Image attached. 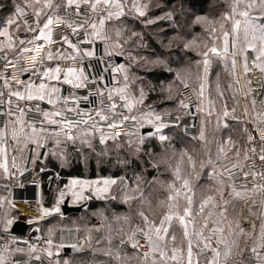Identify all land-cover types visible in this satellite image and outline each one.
<instances>
[{"label": "snow or ice", "instance_id": "1", "mask_svg": "<svg viewBox=\"0 0 264 264\" xmlns=\"http://www.w3.org/2000/svg\"><path fill=\"white\" fill-rule=\"evenodd\" d=\"M152 0H23V6L20 4H15L14 13L4 19L3 27L0 28V37H5L6 41H0V52L4 53L2 58L5 64H12V60L9 59L7 52L11 51L17 61L20 57L24 55H29L24 51V45L31 44L37 45L43 42L48 47L43 52L42 56L36 60L34 63L36 65L35 69L29 70L21 66V75L26 76L31 72V75H41L49 80L60 81L61 73L64 74L63 83L71 85L74 89L87 87L86 82L95 83L96 79L89 81V77L85 74L83 67L77 69L76 67H68L67 69H61L57 66L56 68H48L43 72L40 71L43 68L45 61L52 60L54 58L51 46L57 41L53 40L54 29L52 25L63 22L65 27L72 29L73 34H78L81 30L84 32V39L78 41V44H90L91 49L83 50L82 55L81 49L78 44H73L67 36L62 37V41L67 43L78 55H80L81 61L84 57L93 58L96 56L95 45L96 43H101L103 45V54L96 57L101 65L102 72H107L109 69L113 72V80L115 81V74H123V79L125 81L124 87L115 88L109 90L108 99L112 101L113 92L120 95V99L125 101L124 107L130 112L137 103H143L145 98V91L143 86L140 87L139 93L140 98L136 100L133 98L129 101L130 93L127 92L129 87V71L133 66H137L148 72H151L157 67L167 68V58L165 52L172 49L174 44L178 46V42L184 41L183 47L185 50H191L194 47H198L195 38L192 40H186L180 34V29L183 24L177 19V16L185 17L186 13L183 11L182 0H178V5L173 4L168 7L166 4L157 3L155 7L162 11L161 15L150 16V5ZM82 5H88V12L90 15L86 16L81 23H77L73 26V23L68 22L67 19L57 13V9L62 6L65 9L75 7V14L80 16V8ZM28 9L32 10V14L36 17V27L33 28L28 25L27 20H24L25 26L30 32L33 33L32 37L27 40H21L19 42L20 47L17 48L13 37L9 31L10 27L17 22L22 17L28 15ZM51 10L48 13L46 10ZM45 17V22L42 27L40 26L41 16ZM132 16L133 18L140 20V22L145 26L156 25L157 31L154 34V39L159 44L162 51L157 52L152 48L151 43L145 39V34L142 31H136L128 28L124 24H116L115 21H121L123 17ZM240 17V18H237ZM143 18V19H142ZM221 19L224 22L231 21V30L223 31V51L222 53L217 47L213 46L208 48L207 51L199 53L203 57V73L204 78L210 70V61L208 59L209 52L217 55L227 56L229 54V37L232 36L231 47L236 48L237 42L240 39V32H243V39L246 45L245 51L251 50L254 52L255 58L252 61L254 66L259 67L261 71H264V0H232L230 11L225 12ZM194 24H205L212 23L207 16H197L193 21ZM221 30L224 29V24H220ZM171 30L174 34L167 36V32ZM211 34H215L216 29L212 28ZM130 33V34H128ZM167 40V42H165ZM207 47V45H205ZM37 51H40L37 48ZM147 53V54H145ZM233 56L232 67L235 69L236 60L235 52L231 53ZM123 57L126 63H111L107 62L108 58ZM67 59H72L75 61L77 59L76 55L70 57H62ZM244 71L247 73L248 69V57H244ZM257 61H260L258 64ZM201 62L198 61L199 66ZM92 66L89 65V68ZM169 71L171 69H168ZM74 77V79L72 78ZM177 78H179V73H177ZM201 78L198 76V79ZM0 79L3 80L4 87L8 89L9 100L8 104L11 105V97L15 96L18 100H40L44 101L47 97V103L50 105H56L61 99L63 103L67 106L69 104L70 97L56 96L53 99V94L59 93L60 89L55 86L49 87L43 81L38 85H34L30 80H22L21 86L23 91L17 89H11L10 76L6 73L5 68H0ZM103 80V75L99 77ZM142 80L143 77L133 74L132 80ZM185 87L188 85L185 83ZM217 89L219 90V84H217ZM204 85L201 84L200 95H203ZM168 91H171V86H169ZM251 91V90H250ZM98 95H103V90H97ZM223 95L222 93H220ZM4 93L0 92V97H3ZM91 95V93H89ZM89 95L82 97H75L72 94L71 102L75 107H66L64 110L48 111L43 110L37 104L35 108H29V111H35L42 116L39 121H26V112L24 108L17 106L14 112L11 107L6 111H0V115L5 117L3 126H0V153H5L7 150L8 142L11 141L16 145L22 146L18 150L23 151L28 147L29 144L35 146L36 149L45 146V141L49 136L59 137L61 132H64L67 139L73 140L74 138L70 135L72 127L75 124L81 122L87 124V119H82L76 121L75 123L71 120H61L57 121L53 117L62 116L63 111L76 112L77 115H88V113H82L79 111V100L83 99L87 101ZM3 99H0V104H3ZM180 106L187 109L188 104L184 100L180 101ZM252 106L255 110L257 106V101L255 98L252 100ZM113 113L115 114V109L117 105L113 102L110 105ZM198 111L202 109L198 106ZM235 112V109H232ZM18 113V114H17ZM97 115L100 117L101 121L107 120L108 117L102 112L97 111ZM211 115V113H209ZM225 117L229 116L227 108L223 113ZM244 115H249V110L247 107L244 109ZM137 121L136 116H123V119L119 122H113L108 124L110 129H115L122 126L124 121L127 120ZM161 116L149 111L140 117L138 123L140 127H144L147 123L155 128V133H148L149 136L157 135L161 143L168 140L169 137L160 134L161 129L169 127L164 123H161ZM179 119V117H178ZM233 119H238L233 116ZM253 123L256 132H260L261 125H264V101L260 102V111L255 112V116L249 121ZM45 123L49 125H60V132L52 131L49 132L47 128L44 127ZM39 124V127H37ZM228 125L225 124L224 127ZM65 129L67 131L65 132ZM247 132V128H245ZM117 133H112L108 137L101 136V143H104L106 139L116 140L118 138ZM126 136H131L133 133L126 132ZM197 139V137H193ZM199 140H205V134L203 127L200 130L198 137ZM140 145H143L145 136H140ZM254 137L249 133L248 141L251 143ZM60 143L59 139H56V144ZM83 143L88 144L91 147L90 142L83 141ZM225 143L231 144V138H229ZM262 145H264V138L261 140ZM132 141H129L131 146ZM136 153H140L142 148L137 146L135 149ZM247 151H255V149H247L245 152V159H248ZM260 160L264 161V146L261 148ZM176 155L175 152L172 154ZM237 157V163L231 164V167L224 166L222 171H217V165L211 159L207 161V164L212 165V172L209 173L210 176L217 177V183L219 187L216 188V195H209L203 198L198 207L195 206L194 202V192L191 186V178L195 175L197 178L199 173L197 169V161L193 156L186 150L183 149L179 153V159L176 161L175 166L171 164L170 161H164L168 164L169 170L172 173V180L167 183L166 191L168 195L165 200H159L156 207L163 209L160 213L159 219L155 218V213L153 211L152 202L149 199V195H145V189L141 187L144 183L142 177L139 174L134 175L132 183L129 184L125 177H119L118 179H103L102 181H71L72 185L81 184L84 186L92 185H103L95 188V194L97 197H102V195L108 192L111 185H115L118 181L123 185V196L121 202L128 205L131 211V202L137 201L138 206L136 209V215L140 218L142 223L133 224L132 216L128 214H120L114 216V221L117 227L113 229L112 224L107 225L108 235L106 239L108 240V247L105 249H93V252H102L106 257H110L116 262V264H130L131 260L135 259L137 264H185V251L187 255L186 264H193V255L195 248L197 251L195 255L197 256L196 264H199V255L204 252H210L211 257L207 260V264H264V183H254V187L251 191L260 192L261 199L257 203L256 200L252 201V205L249 207V217H255V220H259V228L257 231V225L255 220H248L251 224V230H247L241 226L239 220V213H237L236 205L234 201L246 200L249 198L248 191H238L234 183H227L224 180V174L227 173L228 181H231L233 169L240 167L239 165V150L235 153ZM227 153L225 147L221 145L217 152V161L222 158H226ZM186 158V160H185ZM35 163V159L33 160ZM121 163H127V161H122ZM187 165V167H185ZM13 166H15V157H13ZM7 172V163L0 165ZM153 167L157 170L159 169V164L154 163ZM205 167V161L201 160L199 162V168L203 169ZM241 171L243 169L241 168ZM251 174L253 181L255 182L256 177L259 176L261 181H264V172H243L245 178ZM148 185L152 183H160L158 176L154 177L152 181L147 182ZM225 187L231 189L229 196L231 199L224 198ZM74 196L78 194L73 192ZM64 193H60L61 200L63 199ZM219 196V200L216 199ZM80 198L82 193L79 194ZM115 199V197H112ZM183 202V203H182ZM59 203V201H58ZM211 205V210L205 211L206 208ZM3 206L2 200H0V207ZM145 206H147L148 211H145ZM231 206L232 212L236 213V216L232 219L229 218V207ZM256 211H253V209ZM45 214H50L49 210H43ZM53 211L59 212V207H55ZM247 219V218H246ZM31 222V221H30ZM176 223L181 229V235L178 239L175 231H170L173 228V223ZM12 219H0V224H3V228L0 231L7 233L9 227L12 225ZM127 225V229H125ZM69 233L72 229H68ZM76 231H79L77 229ZM99 231V229H97ZM113 231L117 234H123L119 245L115 248L112 246ZM51 232V230H50ZM143 240V243H141ZM91 236L86 238V243L91 247ZM213 242L215 246L213 245ZM18 240L16 237H12L8 241H4L3 235H0V264H13L10 258L16 253L23 254L25 252L24 248L12 247V245L17 244ZM24 243H27L25 241ZM49 246L44 251L47 252L49 257L53 256L51 248L53 246V241L51 237L46 241ZM130 244L131 248L135 250L133 257H129L127 252L124 250V246ZM57 248V255L59 250L65 247H71L74 250H82V245L76 243L66 245L61 238V243L55 246ZM28 254L29 259L39 260L40 256L35 255L37 248L34 244H28ZM245 253L247 256L245 257ZM27 264V261H25ZM59 264V261L56 262ZM63 264H70L68 260H65ZM106 264V262H104Z\"/></svg>", "mask_w": 264, "mask_h": 264}, {"label": "built area", "instance_id": "2", "mask_svg": "<svg viewBox=\"0 0 264 264\" xmlns=\"http://www.w3.org/2000/svg\"><path fill=\"white\" fill-rule=\"evenodd\" d=\"M59 2V0H57ZM57 13L67 19L68 22L73 23V26H75L77 23H81L83 19L90 15L88 12V5H82L80 8V16H77L75 14V7L65 9L63 6L59 9H57ZM4 17L0 16V28L3 27L4 24ZM27 20L28 25L35 28L36 27V17L29 12L26 17H22V21L24 24V20ZM41 26V25H40ZM52 28L54 29L53 32V40L57 41V43H54L51 48L57 47L64 49L67 52L74 51L67 43H64L62 41V37L67 36L68 39L73 44H78V41L84 39V32L81 30L78 34H73L72 29L65 27V24L63 22L56 23L52 25ZM33 33L28 30V28L23 25V28L19 30L16 33L15 37V45L17 48L20 47L19 42L21 40H27L32 37ZM0 41H6L5 37H0ZM24 51L26 53H30L29 55H24L20 57V60L17 61L15 56L11 51L7 52V55L10 60H12V64H5V61L0 58V68H5L6 73L10 76L11 80V89L14 90L15 88H18L21 86L22 80H24L26 77H31L34 79H41V75H31V72H29L28 75L23 76L21 75V66L33 70L35 69V61L38 60L43 52L47 49V45L43 42H40L37 45H31L26 44L23 46ZM78 47L81 49V51L85 49H91L92 45L90 44H78ZM37 48L40 49V51H37ZM95 51L96 56L93 58L84 57L81 61L80 57L77 56V59L73 61L72 59H61L59 61V66L62 69H67L68 67H76L79 69L80 67L85 66L86 64L91 65V73L89 75V81L96 79L95 83L86 82L87 87L85 88H78L74 89L72 86H66L64 91L59 95L61 98L63 97H70L69 104L66 106L63 103V99H61L55 106L50 105L47 103V100L40 101V100H18L15 96H12L10 99L12 101L11 105L8 104L9 95H8V89L4 87L3 80L0 79V92H3V97H0V99H3L4 103L0 104V111H6L9 107H13L16 104L19 103H25L27 107V119L28 121H39L42 119V116L39 113H36L35 111H29V108H35V106L38 104L41 109L48 110V111H57V110H64L66 107H75L74 104L71 102L72 94H75V97H82L85 95H89V99L87 101L81 99L79 100V111L82 113H88V115H84L83 117L81 115H77L76 112L71 111H63L62 116L53 117L57 121H61L64 119L71 120L74 123L76 121H80L82 119H87L88 123L85 124L83 122L79 124H75L74 127H72L71 130H74L76 128H82V127H89V128H96L99 130H102L103 132H107L108 134L117 133L119 134L118 137H128L124 135L126 132H131L133 135L131 136H144L145 133H143V130L146 128H151L152 131H154V127L149 124H144V127H140V124L138 121L140 120V117L143 116V114L149 112L150 110L147 107L144 106H134L132 111L130 112L127 108L124 107L125 101L120 99V95L113 92V99L112 101H109L108 95L110 89L115 88H122L124 87L125 81L123 79V74L116 73L115 74V81L113 80V72L111 69H109L107 72H102V65L100 61L96 58L103 54V45L101 43H96L95 45ZM4 53L0 52V57H2ZM107 62L109 64L117 62L116 58L113 60L112 58H108ZM41 71V69H40ZM103 75V80H100L99 77ZM102 89L103 95H98L97 90ZM252 94L253 98L257 101V106L261 102V97L259 99V102L256 98L255 89L252 85ZM262 95V92H261ZM260 95V96H261ZM184 100L186 104H188V108L185 109L183 107L182 110L179 113H169V112H163V113H156L157 115L161 116V123H164L169 126H177L182 123L183 117H186L189 122L182 125L183 132L185 135L189 137H196L200 133V126H199V112L197 110V107L199 106V96L196 92V90L191 86L188 85V87L183 86L180 91V99ZM115 103L117 105V108L115 109V114L113 113V110L111 109L110 105L111 103ZM102 111L107 117V120L101 121L100 117L97 115V111ZM136 116L137 121H133L131 119L124 121L122 126L117 127L115 129H110L108 127V124L116 122L119 123L123 116ZM179 117V119H178ZM5 117L3 115H0V126H3ZM37 127H39V124H37ZM45 128L49 130H57L60 131V125H49L45 123ZM261 131L255 132L254 134V140L249 143L248 149H255V151H248L247 156L248 159H244L242 163H240V167L233 169V175L230 183H234L237 190H247L251 191L254 187V183H264V181H261L259 176L256 177L255 182L253 181V177L251 174L247 176V178L244 177L243 172H264V161L260 160L261 148L262 143L261 140L264 138V125H261ZM67 131V129H65ZM241 168L243 171H241ZM47 169L46 163L44 161L43 157H40L38 160L34 162H28L24 167L22 172L17 176L11 185V196L12 201L14 202H25L27 204L31 205H37L39 201V182L41 178V173ZM225 178H227L228 174H224ZM61 175L54 174L53 180L55 183L60 182ZM61 191L64 192V188H61ZM254 192L255 195L261 197L260 192ZM97 201V197L95 194L91 191H86L85 193V204L84 207H88L90 204ZM36 207V206H35ZM0 219H12L11 216H5L4 214L0 213ZM3 228V224H0V229ZM0 235H3L4 241L10 240L12 237H16L18 240L17 244L12 245V247H20L24 248L25 252L23 254L16 253L13 256H11L10 260L13 262V264H25V261H27V264H51L49 258L47 256H40L39 260L36 259H29L28 254V244H34L36 245L37 252L42 251L45 248H48L46 241L49 239L48 236L44 235L38 225L30 224L29 229L27 232L23 235L16 234L11 231V229H8L7 233H4L0 231ZM27 241V243H24ZM53 241V240H52ZM63 242L68 245L72 243L78 244L76 240L73 238L63 240ZM61 242H54L53 246L58 245ZM141 243H143V240H141ZM64 249V248H63ZM35 256V253L33 254ZM247 256V253H245V257ZM209 256L207 253L201 254L199 258L200 264H205L208 260ZM254 264V262H253Z\"/></svg>", "mask_w": 264, "mask_h": 264}, {"label": "crops", "instance_id": "3", "mask_svg": "<svg viewBox=\"0 0 264 264\" xmlns=\"http://www.w3.org/2000/svg\"><path fill=\"white\" fill-rule=\"evenodd\" d=\"M155 3H162L159 0H154ZM20 4L21 6H23V0H10V2L8 3V5L4 4V3H0V16L7 18L9 16H11L14 13V6L15 4ZM163 4V3H162ZM28 13L31 12V9L27 10ZM48 13H51V10H46ZM183 11L184 13H186L185 18L188 19L187 15L190 14L189 17V27L187 25V31L185 32V34H182V36L184 37L185 41L186 40H192L193 38H195L196 40V44L200 45L202 47L201 52L203 51H207L208 48H211L213 46L217 47L218 50L222 53L223 51V38H216L212 41H210L209 39V35H206L204 37L203 33L206 32V34H208L207 32H209V25H205V24H194L193 21L195 20V18L197 16H205L208 15V11L207 10H201L199 11L198 9H196V12H194L193 9L189 8L188 4L185 2L184 3V7H183ZM162 11L160 9H157L156 7L154 8H150V12L149 15L150 16H154V15H161ZM132 16H126L123 17L121 19V21H115L114 23L116 24H122L126 18H131ZM240 18V17H239ZM143 19V18H142ZM45 22V17L42 15L40 18V25L42 27L43 23ZM23 21L22 18H20V20L17 22V24H13L9 31L13 37V40L15 42V37H16V33L21 30L23 28ZM196 26V28L199 31H196V33L193 31V27ZM151 27V31L152 33H156L157 26L156 25H151L148 26V29ZM229 29H226L228 31L231 30V26H229ZM154 29V30H153ZM198 32H201V38H197ZM174 34V33H173ZM172 33H170L168 36L173 35ZM231 37V35H230ZM231 42L232 39L229 38V54L227 56L224 55H217V54H213L211 52H209V56L208 59L210 61V70L207 74V77L204 78V73H203V57L196 52L197 55V59L195 61L196 65L197 62L200 61L201 63L198 66V75H197V79L194 82V89L196 90L198 96H199V107L202 109V111H198L199 116L201 118H209V117H213L215 115L218 114V110H216V106H215V94H218V92H215L214 90V86H215V82H216V74L217 72L220 73H224V71L227 72V77H226V81L228 82L229 85V93L233 96V102H234V109H235V117H237L238 119H231V118H227L224 115L222 116L221 119V125H222V130L225 128L224 125L227 124V119H231L233 120L236 124H239V126L241 127V138L240 141H238L239 143H241V151H240V156H239V164L242 163L244 161V157H245V152L248 149V135L249 133H251L252 136H254L255 134V129L253 126V123H250L249 121L253 119V117L255 116V111L253 109L252 106V102H251V88L249 85V80H248V73H245L244 71V51H242V47L246 48L245 42L242 39H239L236 45V48L233 49L231 47ZM205 45H207V47H205ZM52 52H53V56L54 58L52 60H48L45 61V64L43 66V68H41V72H43L44 70L48 69V68H56L57 66H59V61L61 59H64L62 57H70L73 55L79 56L82 55L83 51H81L80 55H78L75 51L72 52H67L64 49L61 48H51ZM191 51H194V48L191 49ZM235 52V60H236V67L235 69H233L232 67V59L233 56L231 55V53ZM248 62L250 64V68L252 71V80L254 82L255 78H261V75L257 73V70L253 64V60L255 58V53L252 52L251 50H248ZM146 54V53H145ZM123 58V57H122ZM186 62H192L190 58L186 59ZM120 63H126V61L124 60V58L122 59V61ZM215 66L217 67L216 71H215ZM60 67V66H59ZM84 70H85V74L89 77L90 73H91V69L89 68L88 64H86L85 66H83ZM62 69V68H61ZM133 74L135 75H139L138 72H133L131 73V71H129V78H131V76L133 77ZM140 77H144L143 75H139ZM198 76L201 77L198 79ZM74 79V77H72ZM63 79H64V74L63 72L61 73L60 76V81H56V80H49L47 78L42 77L41 79H34L31 77H26L24 80H30L32 83H34V85L38 86L42 81L44 83H46L47 85H49V87L51 86H55L58 87L60 89L59 93L53 94V99L56 98V96H59L65 89L66 86H69V84H65L63 83ZM201 84L204 85V90H203V95H200V91H201ZM130 85V84H129ZM71 86V85H70ZM21 90L23 91L22 86L15 88L14 90ZM127 92L130 93L131 95H129V101H131L133 98H135L136 100H139L140 98V93L138 94L139 96H135L134 93V89H132L131 87H128ZM146 94L147 91H145V98L143 100V103H137L135 106H144L147 107L144 102L146 99ZM223 94V93H222ZM45 100H47V97L45 98ZM17 106H19L20 108H24L25 112H26V116L25 119L26 121H28L27 119V107L25 105V103H19L14 105L12 108V110L15 112ZM245 107L248 108L249 110V115L245 116L244 115V109ZM149 109V108H148ZM209 113H211V115H209ZM18 114V113H17ZM223 114V113H222ZM85 128H89V127H82V128H76V129H85ZM150 128V127H149ZM245 128H247V132L245 131ZM75 130V129H74ZM152 130V129H151ZM52 131H56V132H60L57 130H49V132ZM156 130L154 129V131H149L147 133H145V137L148 135V133H154ZM72 132V131H71ZM70 132V133H71ZM64 133V132H61ZM222 137V136H221ZM228 138H230V136H228ZM217 151L214 152H207L203 154V160L205 161V172H206V176H207V180L206 182L203 181L201 183L196 184L195 186H192L193 188V192H194V202H195V206L198 207L200 201L209 196V195H216V188L219 187L217 180V177L214 176H210L209 173L212 172V165L207 164V161L209 159H211L213 162L216 163L217 165V171H222L224 166H228L231 167V164L233 163H237V157L235 156L234 158H227V160L225 158L220 159L219 161H217ZM248 152V151H247ZM1 154V153H0ZM225 159V160H224ZM43 173V172H42ZM42 173H41V178H40V182H39V187H38V191H39V200L40 202L42 201V204L44 206L45 209L49 210L50 214L49 218L51 217H57L59 218V220H61V222L63 221V223L59 226L58 228V233L56 236L53 235H46L48 237H51V239L54 242H61V238H63V240H67V239H74L78 242V245H82V250H78V252L76 253H69V252H65L64 249L59 250L58 255L57 253V248L55 246H52L51 251L53 252V256L49 257L47 255V252L44 251L45 249H43L40 252L35 253V255H39V256H47L51 262V264H56L57 261H59V264H63V262L65 260H68L70 262V264H104V262H106V264H116V262L114 260H112L110 257H106L105 255H103L102 252H93L90 260L89 261H85V256H83L84 254V246L86 243V237L83 236L81 233H79V231H76L77 229H79V227H77V225H75L74 223H72L71 221H69L68 219H71V217L73 215H76L74 217V219L77 218H82L84 215L88 214L90 216H93L94 219H98L100 222L96 224L95 227H97L98 229H102V227H107L108 224H113L112 221L114 220V216L116 215H120V214H128V210L127 212L124 210L122 211H118L117 209H115L114 207H112L111 202H118L121 204H124L121 202L122 200V196H123V185H119V184H115V185H111L108 192L104 193L102 195V197H97V195L95 194V188L100 186L102 187L103 185H92V186H84L81 184H77V185H72L71 181L73 180H78V181H102L103 179H108V178H112V179H118L115 177H112L110 175L107 176H99V177H95V178H89V177H69L66 182L61 183L57 182L55 183L53 180V184H54V190H55V196H54V201L52 203V205L50 206H45L43 203L44 197H43V187H42ZM59 174L61 175L59 172H54L51 175V178H53L54 174ZM62 177V176H61ZM226 184L230 183L228 181L227 178H225V176L223 177ZM62 179V178H61ZM12 185V184H11ZM11 185H10V189H11ZM61 188H64V196L63 199L61 200L60 198V193ZM86 191H91L95 194V196L97 197V201L94 202V204H90L88 207H84L83 210L81 212L78 213H74V214H70V215H64L62 213L61 210V206L64 203L65 199L68 198L69 199V204L70 205H84L85 204V193ZM231 189L229 187H225L224 190V198L225 199H231V197L229 196ZM238 191H247V190H238ZM11 192V191H10ZM73 192H76L78 195L74 196ZM249 192V198L246 200H237L234 201V204L236 205V210L237 213H239V220L241 222V226L244 227L247 230H251V224L248 222V220H255V217H249V212L248 209L249 207L252 205V201L256 200L257 203L259 202V200L261 199L260 196L255 195L254 192L248 191ZM82 193V197H79V194ZM112 197H115V199H112ZM216 199L219 200V196H216ZM59 201V203H58ZM100 201H105L106 204H104L103 206L99 203ZM183 203V202H182ZM133 204V201L131 202V205ZM18 209L20 210H36L38 211V207L37 205H29L25 202H17L16 203ZM92 205L93 208L89 207ZM126 205V204H125ZM36 206V207H35ZM59 207L60 211L56 212L53 211V209L55 207ZM126 207L129 208L128 205H126ZM211 210V205H209L208 208H206V212ZM253 211H256V209L254 208ZM0 213L4 214L5 216L6 213L3 211V209H0ZM160 215H155V218L159 219ZM236 216V213L232 212V208L231 206L229 207V218L232 219ZM247 218V219H246ZM140 219V218H139ZM13 222L15 220H17V218H12ZM25 220V219H23ZM89 220V219H88ZM107 220L108 223L105 225L103 222ZM28 223H30V221L25 220ZM136 223H142V221H137ZM255 223L257 225V231L259 228V220H255ZM13 224V223H12ZM33 224V223H30ZM12 225L9 227L11 229ZM116 227V226H115ZM113 227V228H115ZM68 229H72V232L69 233ZM99 230V231H100ZM103 231V230H101ZM170 231H175L177 234V237L179 239L180 235H181V229L180 227L174 222L173 223V228ZM43 233V232H42ZM108 235V232H106V236ZM113 235V241H112V246L113 248H115L117 245H119L120 239L121 238H125L123 237V234H117L115 231L112 233ZM213 245L215 246L214 242ZM108 247V244L105 248ZM101 247H98V249H100ZM104 248V249H105ZM102 249V248H101ZM124 250L127 252V255L129 257H133L135 254V250L131 248L130 244H126L124 246ZM194 251V255H193V264H196L197 262V256L195 255L196 253V249H193ZM207 253L209 258L211 257V253L210 252H204ZM203 254V253H202ZM201 254L199 255L198 259L200 258ZM208 258V259H209ZM187 261V255H186V251H185V264ZM130 264H137V261L135 259L131 260ZM200 264V262H199ZM207 264V262L205 263Z\"/></svg>", "mask_w": 264, "mask_h": 264}, {"label": "trees", "instance_id": "4", "mask_svg": "<svg viewBox=\"0 0 264 264\" xmlns=\"http://www.w3.org/2000/svg\"><path fill=\"white\" fill-rule=\"evenodd\" d=\"M163 4H166L168 7H171L173 4L178 5V0H159ZM4 3L8 5L10 0H0V3ZM187 3L189 8L193 9L194 12H196V9L199 11L201 10H207L209 14L211 13H217L220 11L224 6L223 0H182L183 7L184 3ZM156 5L155 1L152 0V4L150 5V8H154ZM188 19L185 17L177 16V19L181 21L183 24V27L180 29V34H185L187 31V25L189 27V17L190 14L187 15ZM126 25L128 28L136 30V31H142L145 34V39L148 40L151 43L152 48H154L157 52L162 51L157 41L154 39V33L151 31V27L148 29V27H145L140 20H137L133 17L126 18L125 21L122 23ZM199 29V28H198ZM196 26L193 27V31L196 33V31H199ZM154 30V29H153ZM173 32L169 30L167 32V36ZM130 34V33H128ZM199 37H201V32H198ZM203 35L206 36V32L203 33ZM200 39V38H199ZM167 42V40H165ZM184 41L178 42V46L174 44L171 50L165 52V56L167 58V68L165 67H157L153 69L151 72H148L144 69H141L137 66H133L130 68V71L138 72L139 75H143L142 80H135L133 82L132 76L129 78L130 83L132 84V88L134 90H139V86L141 87V84H143L144 91H147L146 99L144 104L148 106L149 110L153 113H163V112H169L168 110H172L177 106L180 99V91L178 94H174L172 90L169 92L168 89L165 87L168 83L174 82L176 83L180 79H186L187 81L195 82L198 75V66L196 65L195 61L197 59L196 55V48L194 47V51L191 50H185L183 47ZM147 54V53H146ZM190 58V62H186V59ZM217 67L215 66V71ZM168 69H171L170 71ZM177 73H179V78H177ZM138 75V76H139ZM130 84V85H131ZM183 87V86H182ZM181 87V88H182ZM227 95V98H229V92L223 93V95ZM222 95V96H223ZM227 102V101H226ZM231 103V101H230ZM180 104V103H179ZM189 120L186 117H183L182 123L177 126H169L165 127V132L173 131L174 134L172 137L163 143L160 142L158 138L154 137H145L146 141L144 142L142 148L144 152L140 154L139 158H135L131 155H129L127 152H123L122 148L118 149L120 154L123 155L124 159L127 161V164H117L115 168L111 167L112 159L109 160L107 163L96 165V162L94 159H90L88 161L87 166L84 165L82 159L80 157H73L67 166H60L59 163L52 159L47 158L46 159V166L47 169L43 171L42 173V187H43V203L45 206L52 205L54 201L55 196V190H54V184H53V178H51V175L54 172H59L62 176L61 183L66 182V180L69 177H89V178H95L99 176H107L110 175L115 178L119 177H125L129 184L132 183V179L134 175L139 174L143 179L144 183L141 184V187L145 189V195H151L149 196V199L152 202L153 211L155 215H160L162 210L158 207H156L157 202L159 200H162V198H166L167 191H166V185L168 181L172 180V173L171 170L168 168V164H159V169L152 167V163L154 164V161L151 160V156L157 157L159 152L161 151V146L164 144L165 146L169 147V151L163 152V155L167 156V161H170L173 167L175 166L176 161L179 159V153L181 150V143L184 141H190L191 139L189 136L185 135L183 132L182 125L185 123H188ZM228 126L225 127L224 131L226 135L230 133L231 131L235 132V136L238 137V141H240L241 138V127L239 124H236L233 120L228 121ZM238 132V134H237ZM173 149H178V151H175ZM173 152L176 153L175 156H173ZM204 154V153H203ZM203 154L201 157L198 155L197 157L193 158L197 161V169L196 171L199 173L198 178L193 175L191 178V186H195L198 183H201L203 181L206 182L207 176H206V170L205 167L203 169L199 168V162L203 160ZM154 159V158H153ZM186 160V158H185ZM204 161V160H203ZM187 167V165H185ZM160 182L164 186H162L160 183H152L151 185H148V181H152L154 177H157ZM197 186V185H196ZM102 206L106 204L105 201L99 202ZM94 204V203H93ZM112 207L117 209L118 211H126L128 210V215L132 216V222L133 224L137 221H141L139 217L136 215V209L138 206L137 201H133V204L131 205V211L128 207H126L125 204L111 202ZM93 208L92 205L89 207ZM145 211L147 212V206H145ZM76 215H73L71 219H68L77 227H79V233H81L86 238L90 235L91 236V247L88 243H85L84 246V254L85 261H89L90 257L93 253V249H98V247H101L104 249L107 244L108 240L106 239V232H108L107 227H102L101 231H97L96 224L100 221L98 219H94L93 216H90L88 214L84 215L82 218L74 219ZM89 219V220H88ZM58 221L59 226L63 223L59 218L57 217H51L47 220H44L43 223H54ZM105 225L108 223L107 220L103 222ZM113 227H117L116 222L112 221ZM58 226V228H59ZM115 227V228H116ZM113 228V229H115ZM87 229V230H86ZM125 229H127V225H125ZM43 234L48 235V233L41 230ZM114 232V231H113ZM58 233V229L56 230V233L54 236H56ZM114 240V239H113ZM112 240V241H113ZM100 248V249H101Z\"/></svg>", "mask_w": 264, "mask_h": 264}, {"label": "rangeland", "instance_id": "5", "mask_svg": "<svg viewBox=\"0 0 264 264\" xmlns=\"http://www.w3.org/2000/svg\"><path fill=\"white\" fill-rule=\"evenodd\" d=\"M223 1H224V6L220 11L214 14L208 13V15H205L209 18L210 21H212V23H205V25H209V32H207L208 34L206 35H209V39L211 43L214 39L218 37L223 38V31L229 29L230 28L229 26H231V21L224 22L221 19V17L225 12L230 11L232 0H223ZM221 23L224 24L223 30H221L220 28ZM212 28L216 29L214 35L211 34L210 31ZM239 36L240 39L244 41L242 31L240 32ZM197 38H201L199 37V34L197 35ZM229 38L232 39V36ZM195 48H196L195 51L198 53L202 49L200 45H198V47ZM242 51H244L243 53L244 57L245 55H247L248 57V53H247L248 50L245 51V47H242ZM257 63L259 64L260 61H257ZM255 68L257 70V73L261 75L264 81V71H261L259 67L255 66ZM248 69H249V71L247 72L248 80L251 88V86L253 85V80H252L253 74L249 62H248ZM215 74L217 77H216L214 90L215 92H218V94H215L216 97L215 106H216V110H218V114L209 118H205V117L201 118L199 116V126H200V130L202 127L204 129L205 140L204 141L199 140L198 139L199 135L196 136L197 139H193V137H190L191 142L186 140L181 143V150L186 149L194 157H197L198 155H200L199 157H201L203 153H207L208 151L209 152L217 151L218 148L221 145H223L227 153V156L225 158L227 160V158H232V157L234 158L236 156L235 153L237 152V150H239L240 153L241 143L238 142V137L235 136L234 131H231L226 135L224 131L225 128L222 130L223 128L221 125V119L223 116L222 113H224L225 108H227L229 112V116L227 118L232 119L233 116L235 115V112L234 113L232 112V109L234 108V102H233V96L230 93H229V98H227L226 94L223 96L220 94V93L229 92V85L228 82L226 81L227 72L226 71H224V73L217 72ZM255 80H257V78H255ZM128 83L131 84L130 81ZM185 83L187 85H191L192 87L194 86L193 85L194 82H191L190 80L187 81L186 79H180L176 83L174 82L168 83L165 87L168 89L169 86H171L172 92H174V94H178L181 87L184 86ZM217 84H219V90L217 89ZM141 86L144 85L141 84ZM129 87L132 88V84L129 85ZM138 88L140 89V86ZM138 92L139 90L138 91L134 90L135 96L137 97L139 96ZM250 92H251L250 96L252 102L253 100L252 88ZM261 101H264V85L261 95ZM173 110L174 111L172 110H168V111L169 113H179L182 110V108L178 103ZM254 111L255 112L260 111V104L256 106ZM231 119H227V125H229L228 121ZM71 131L72 132L70 133V135L74 138L73 140L67 139L65 133H61L59 137L49 136L45 141V146L39 149H36L34 145L29 144L26 149H24L23 151H19L18 149L22 146L16 145L13 142L9 141L7 145L6 154L5 153L0 154V165L7 163V168H8V171L5 172L4 168L0 167V200H2L3 202V206L0 207V209L1 210L3 209L6 215L11 216L12 218L25 219L31 221L30 223L39 226L40 231L43 230L44 232L53 236L56 233V230L58 229L59 223L58 221L48 224L43 223L44 220H47L49 215L44 213L43 210L45 208L42 204V201L40 202L39 200L37 202L38 203L37 206H39L38 211L36 210L33 211L28 209L22 211L18 209L16 202L12 201L10 185L13 183V180L17 176H19V174L23 170V167L28 162H33L34 159L36 161L40 157H43L45 162L47 158H52L56 160L60 166H67L69 164V161L73 157L77 156L82 159L84 165L86 166L90 159H94L96 165L98 166L107 163L109 160L112 159V162L110 164L112 168H115L117 164L121 163L122 161H126L123 155L118 153L119 152L118 149L122 148L123 152H127L129 155L135 158H139L140 154L144 152L142 148L143 145H140V140H139L140 136L118 137L116 140L106 139L104 143H101V136L103 135L105 137H108L110 134L96 128L75 129ZM160 134H163L169 137L170 139L174 134V132L173 131L165 132V129H161ZM228 136H230L231 138L232 141L231 144L225 143L229 139ZM147 137L158 138V134L151 136L147 135L146 138ZM56 139L60 140V143L58 145L56 144ZM83 141L90 142L91 147H89L88 144L83 143ZM129 141H132L131 146L129 145ZM145 141L146 139L144 140V142ZM137 146H140L142 148V151L140 153H136L135 151ZM169 150L170 149L168 146L162 144L161 151L159 152L160 155H158L157 157L151 156V160L154 161V163L156 164H160V163L162 165L165 164L164 161H167V156L163 155V152H167ZM173 150L178 151V149H173ZM13 157H15V166H13ZM121 164L126 165L127 163H121ZM151 165H153V163ZM117 184L122 186V184L119 181ZM166 195H168V192L166 193ZM165 199H166L165 197L162 198V200ZM161 210L163 211V209Z\"/></svg>", "mask_w": 264, "mask_h": 264}, {"label": "water", "instance_id": "6", "mask_svg": "<svg viewBox=\"0 0 264 264\" xmlns=\"http://www.w3.org/2000/svg\"><path fill=\"white\" fill-rule=\"evenodd\" d=\"M122 59H123L122 57L116 58L117 63H120L122 61ZM149 131H152L151 128H146L143 130V133H147ZM83 208H84L83 204L82 205H76V206L70 205L68 198L65 199L64 203L61 206V210H62V213L64 215H70V214L81 212L83 210ZM29 227H30V223H28L27 221H25L23 219H17L13 222L12 227H11V231L13 233L23 235L27 232ZM64 251L69 252V253L78 252V250H74L71 247H65Z\"/></svg>", "mask_w": 264, "mask_h": 264}, {"label": "bare ground", "instance_id": "7", "mask_svg": "<svg viewBox=\"0 0 264 264\" xmlns=\"http://www.w3.org/2000/svg\"><path fill=\"white\" fill-rule=\"evenodd\" d=\"M263 85H264V81L261 78H257V80H254V82H253V86L255 89V94H256V98H257L258 102H259V99L261 97L260 95H261V92L263 90Z\"/></svg>", "mask_w": 264, "mask_h": 264}]
</instances>
